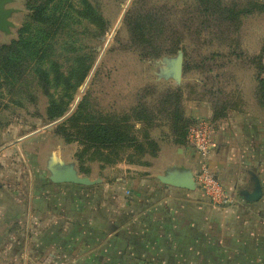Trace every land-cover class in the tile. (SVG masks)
Here are the masks:
<instances>
[{
  "label": "rangeland",
  "instance_id": "rangeland-1",
  "mask_svg": "<svg viewBox=\"0 0 264 264\" xmlns=\"http://www.w3.org/2000/svg\"><path fill=\"white\" fill-rule=\"evenodd\" d=\"M251 2L264 4L11 0L5 5L12 8V25L8 33L0 31V48L30 36L34 52L40 47L43 57L24 58L22 42L1 51L19 55V71L30 66L13 80L0 76V264H238L233 251L222 247L221 236H198V248L192 246L190 254L183 236H166L164 230L163 236H142L139 226L131 227L134 236H125L124 223L116 236L111 214L117 212L115 204L131 200V188L141 192L144 179L166 172L159 168L169 149L191 147L192 126L207 120L214 130V111L224 114L220 119L254 120L260 126L255 137L264 139V101L258 97L259 75L264 78V8ZM232 8L250 12L234 18ZM45 16L49 24L40 20ZM179 54L183 65L177 81L171 60ZM85 66L87 75L79 81L77 69ZM60 98L67 101L66 111L49 120L47 108ZM174 102L187 130L183 143L173 131ZM192 104L208 106V118L190 117ZM79 105L95 120L128 119L139 140L147 134L156 143V155H142L134 147H91L78 157L85 146L80 140L66 142L57 127ZM61 164L96 182H52L49 168ZM192 170L195 178L198 165ZM197 190L200 203L220 208L239 198L237 192L220 204L203 195L199 185Z\"/></svg>",
  "mask_w": 264,
  "mask_h": 264
},
{
  "label": "crops",
  "instance_id": "crops-1",
  "mask_svg": "<svg viewBox=\"0 0 264 264\" xmlns=\"http://www.w3.org/2000/svg\"><path fill=\"white\" fill-rule=\"evenodd\" d=\"M210 113L208 106L192 104L187 114L197 119L208 118ZM230 117L214 123L208 164L228 194L233 197L238 192L239 198L222 208L200 203L197 188L162 184L151 174L140 184L141 192L131 188V200L120 203L124 206L115 204L117 212H112L111 223L116 236H120L124 223L125 236H134L131 227L139 226L142 236L154 232L163 236L160 233L164 230L166 236H183L182 243L189 244L190 254L193 247L198 248V236H221L222 247L233 251L231 255L238 258V264H264V139L255 137L254 129L260 126L254 120ZM168 151L160 171L172 166H197L198 155L188 144ZM255 179L260 182L262 195L256 201H245L241 192H251ZM1 208L0 200V214Z\"/></svg>",
  "mask_w": 264,
  "mask_h": 264
},
{
  "label": "trees",
  "instance_id": "trees-1",
  "mask_svg": "<svg viewBox=\"0 0 264 264\" xmlns=\"http://www.w3.org/2000/svg\"><path fill=\"white\" fill-rule=\"evenodd\" d=\"M203 1V0H202ZM259 8H264V4H259L256 2H251ZM214 8V7H213ZM211 8H208V10ZM215 9V8H214ZM207 10V8H205ZM216 10V9H215ZM230 11L233 12L232 16L234 18L238 17L240 14L249 13L250 10H246L245 8L240 10H233L230 9ZM247 11V12H246ZM222 15V13H221ZM223 19H226L223 17ZM40 20L44 24H49V16H45L44 18H40ZM58 26L55 27L54 30H56ZM50 39V38H49ZM20 42H22L21 46L24 49V52L26 53L24 58L30 59L33 57V55L38 54V57L42 58L43 55L39 54L41 50L40 47L37 48V50L34 52L35 44L32 41V37H26L22 39ZM19 42V43H20ZM19 43H14L10 47H1L0 48V76H2V79L5 81L13 80L15 75L22 74L25 72L27 68H29V64L23 65L22 70H18L17 67L19 66L17 63V57L19 55L11 50L10 52H6V54H1V51L3 49H9L13 48ZM22 53H20V56ZM261 64V63H259ZM22 68V67H21ZM88 66L78 68L77 74L79 77V81L83 80L88 72ZM263 66L261 64L260 71H262ZM259 94L258 97H262L264 101V78H262L259 75ZM173 96H167L166 100L171 102V99H173ZM175 101V98H174ZM174 114L173 117V131L176 132V137H178V142L183 143L185 141V137L187 134V130L185 128V122L184 117L181 112V108H179L178 104L174 102ZM66 105L67 101L64 100V98H60L58 101H52L51 104L47 108V118L49 120H54L60 116H62L66 111ZM81 105V104H80ZM80 105L78 106L77 110L69 116L65 122L61 123L57 127L58 134H60L66 142H72L73 140H80L81 144H83L85 147L83 150H81L78 153V157H82V155L85 153V151L91 147L94 148H103V149H110L113 151L115 148H130L134 147L137 150H139L142 155L145 153H149L152 156H155L157 153V145L156 143L149 138L147 134H144V140H139L137 136L134 135L133 130L134 126L131 125L128 121V119H93L91 117V113H85L82 112L80 109ZM214 119L215 121L220 119L224 114L221 112L217 113L214 111ZM212 120V119H211ZM146 146L150 147L151 149L149 151H146Z\"/></svg>",
  "mask_w": 264,
  "mask_h": 264
},
{
  "label": "water",
  "instance_id": "water-1",
  "mask_svg": "<svg viewBox=\"0 0 264 264\" xmlns=\"http://www.w3.org/2000/svg\"><path fill=\"white\" fill-rule=\"evenodd\" d=\"M9 2H11V0H0V31L6 33L10 31L9 28L12 25L11 21L9 20V17L12 13V8H5V5ZM182 65L183 57L181 54H179L175 59L171 60V72L177 81L181 79ZM192 167L193 166H172L168 168L166 172L157 174L156 177L162 184L193 190L198 187V184L195 181ZM49 169L51 172L49 178L54 183H72L89 186L96 182L90 180L89 177L79 176L76 169L71 164L51 166ZM241 194L245 201L258 200L262 195V189L258 179H255L254 188L251 192L243 190Z\"/></svg>",
  "mask_w": 264,
  "mask_h": 264
},
{
  "label": "built area",
  "instance_id": "built-area-1",
  "mask_svg": "<svg viewBox=\"0 0 264 264\" xmlns=\"http://www.w3.org/2000/svg\"><path fill=\"white\" fill-rule=\"evenodd\" d=\"M212 133V123L207 120H201L189 129L188 142L197 153L199 161L195 181L209 199L215 203L225 204L231 201L230 195L216 179L208 164V154L214 145Z\"/></svg>",
  "mask_w": 264,
  "mask_h": 264
}]
</instances>
